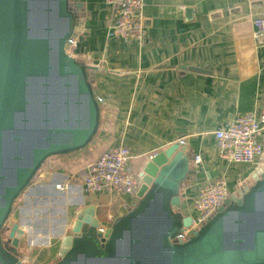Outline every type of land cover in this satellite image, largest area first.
<instances>
[{
    "label": "crops",
    "instance_id": "obj_1",
    "mask_svg": "<svg viewBox=\"0 0 264 264\" xmlns=\"http://www.w3.org/2000/svg\"><path fill=\"white\" fill-rule=\"evenodd\" d=\"M77 2L85 23L72 53L89 67L94 94L102 99L101 128L109 148L127 145L136 166L182 139L195 172L185 183L181 209L193 218L199 206L220 204L237 192L264 161L222 160L214 131L238 115L264 111V47L256 44L253 23L264 16V0H144L143 44L108 35L115 11L106 0ZM187 8L194 10L188 15ZM97 157L43 164L17 198L9 222L24 230L19 248L24 264L59 260L62 239L86 206H95L100 218L114 205L112 224L136 201L128 194L86 192L83 176Z\"/></svg>",
    "mask_w": 264,
    "mask_h": 264
},
{
    "label": "water",
    "instance_id": "obj_2",
    "mask_svg": "<svg viewBox=\"0 0 264 264\" xmlns=\"http://www.w3.org/2000/svg\"><path fill=\"white\" fill-rule=\"evenodd\" d=\"M81 15L70 0H0V264H24V230L9 222L17 198L46 159L85 147L99 129L89 67L69 52ZM191 158L180 141L149 156L127 212L104 226L95 206L80 210L53 264H264V165L176 239L193 220L181 209Z\"/></svg>",
    "mask_w": 264,
    "mask_h": 264
},
{
    "label": "built area",
    "instance_id": "obj_3",
    "mask_svg": "<svg viewBox=\"0 0 264 264\" xmlns=\"http://www.w3.org/2000/svg\"><path fill=\"white\" fill-rule=\"evenodd\" d=\"M114 8L115 17L108 28V35L125 42L143 44L146 40L143 5L144 0H106ZM254 38L259 47H264V16L253 20ZM75 37L70 39V54L75 44ZM99 104L102 99H98ZM218 156L233 163L260 164L264 159V111L248 112L236 116L224 126L214 131ZM180 142L184 143L181 139ZM132 155L127 145L111 146L95 161L87 166L83 176L85 190L89 194L106 193L113 198L124 194L136 196L140 187V177L132 169ZM195 162H201L196 155ZM61 190L65 186L58 184ZM213 188H218L213 185ZM220 204H204L197 208V217L189 227L180 231L176 239L188 240L200 226L212 216Z\"/></svg>",
    "mask_w": 264,
    "mask_h": 264
},
{
    "label": "trees",
    "instance_id": "obj_4",
    "mask_svg": "<svg viewBox=\"0 0 264 264\" xmlns=\"http://www.w3.org/2000/svg\"><path fill=\"white\" fill-rule=\"evenodd\" d=\"M70 3L72 5V7H74L78 12H82V8L81 6H78V2H76L75 0H70ZM89 70V69H88ZM99 108H100V118H101V112H102V105L99 104ZM99 129L96 133V135L93 137L92 141L86 145L85 147L76 149L71 151L70 153H67L65 155L63 154H57V155H53L52 157L48 158L45 160L44 164L47 162H52L54 164H61V165H70V159H72L74 156L76 157H80L82 159H92L94 158V156H101L106 150L109 149L108 146V134L105 133L102 128H101V119L99 121ZM97 143V145L95 146V144ZM90 147H94V149L92 151H89L88 149ZM145 160L144 158H141L136 166L135 164L132 163V169L133 171L137 174L138 171H140L142 165L144 164ZM75 164V163H74Z\"/></svg>",
    "mask_w": 264,
    "mask_h": 264
},
{
    "label": "rangeland",
    "instance_id": "obj_5",
    "mask_svg": "<svg viewBox=\"0 0 264 264\" xmlns=\"http://www.w3.org/2000/svg\"><path fill=\"white\" fill-rule=\"evenodd\" d=\"M255 165V164H254ZM254 165H252V166H254ZM242 167H249V166H243L242 165ZM253 168V167H252ZM250 169H246L245 170V173H247L248 171H249ZM114 205H110L109 207H107V209H105V210H103L102 212H101V216H100V218H102V222H104V224H106V225H110L111 224V220H112V218H113V216H114V210L116 209V208H114L113 207ZM118 209V208H117ZM182 216L183 215H180V216H178V219H179V221H181L182 220Z\"/></svg>",
    "mask_w": 264,
    "mask_h": 264
},
{
    "label": "flooded vegetation",
    "instance_id": "obj_6",
    "mask_svg": "<svg viewBox=\"0 0 264 264\" xmlns=\"http://www.w3.org/2000/svg\"><path fill=\"white\" fill-rule=\"evenodd\" d=\"M2 237H3V240L5 242L6 241V239H5L6 237H5V234L4 233L2 234Z\"/></svg>",
    "mask_w": 264,
    "mask_h": 264
},
{
    "label": "bare ground",
    "instance_id": "obj_7",
    "mask_svg": "<svg viewBox=\"0 0 264 264\" xmlns=\"http://www.w3.org/2000/svg\"><path fill=\"white\" fill-rule=\"evenodd\" d=\"M263 161H264V159H263ZM260 169V168H259Z\"/></svg>",
    "mask_w": 264,
    "mask_h": 264
}]
</instances>
